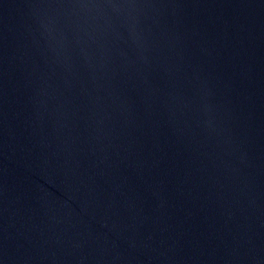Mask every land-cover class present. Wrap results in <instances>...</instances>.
Here are the masks:
<instances>
[{
  "label": "water",
  "instance_id": "1",
  "mask_svg": "<svg viewBox=\"0 0 264 264\" xmlns=\"http://www.w3.org/2000/svg\"><path fill=\"white\" fill-rule=\"evenodd\" d=\"M0 264H264V0H0Z\"/></svg>",
  "mask_w": 264,
  "mask_h": 264
}]
</instances>
